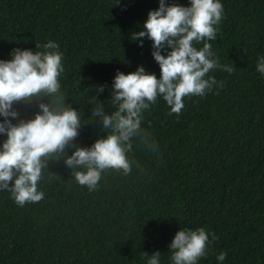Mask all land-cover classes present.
I'll return each instance as SVG.
<instances>
[{
	"label": "trees",
	"instance_id": "16d2710c",
	"mask_svg": "<svg viewBox=\"0 0 264 264\" xmlns=\"http://www.w3.org/2000/svg\"><path fill=\"white\" fill-rule=\"evenodd\" d=\"M220 2L223 19L216 39L207 42L215 58L235 70L208 76L223 88L185 97L178 116L158 97L141 124L158 149L134 140L127 176L106 170L89 191L63 159L52 157L38 183L41 201L21 207L0 191V264H147L157 251L160 264H172L176 232L198 228L209 233L210 244L197 264H264V75L257 71L264 57V0ZM165 4L190 6V0ZM158 7L159 0H0V60H10L15 48L44 51L42 45L57 43L65 106L81 115L75 146L90 147L109 133L98 118L92 122L91 97L111 112L117 71L142 65L160 77L152 41L145 37L140 46L131 39ZM37 104L14 108L31 119ZM6 138L0 135V145ZM222 252L223 262L217 259Z\"/></svg>",
	"mask_w": 264,
	"mask_h": 264
},
{
	"label": "clouds",
	"instance_id": "9594fccd",
	"mask_svg": "<svg viewBox=\"0 0 264 264\" xmlns=\"http://www.w3.org/2000/svg\"><path fill=\"white\" fill-rule=\"evenodd\" d=\"M223 14L220 0H190V6L166 5L165 0H159V7L148 12L143 30L132 33L131 39L139 40L140 46L145 37L152 41V56L159 65L160 77L147 73L142 65L128 74L117 71L109 101L113 110L106 112L98 97H91L92 122L98 118L102 129L109 133L90 147L75 146L81 115L77 109L65 106L59 80L64 71L59 45L49 41L42 45L44 51L35 52L13 49L10 60H0V117L4 118L0 135L7 137L0 145V191L10 192L21 207L41 201L44 193L38 190V183L52 157L63 159L76 182L89 191L96 190L106 170L129 175L134 140L148 151L158 149L150 133L141 128L144 111L156 104L158 97L170 107L169 115L178 116L185 97H203L214 86L223 88V82L208 76L211 70H235L222 65L207 42L216 39ZM201 43L203 46L197 49L195 45ZM166 48L170 51L162 55ZM257 71L264 75V57ZM97 91L103 92L104 86ZM33 102H38L40 111L31 119L21 118L14 105ZM69 146H75L71 155L67 154ZM212 238L217 239L215 234ZM209 244V233L204 228L178 230L169 245L172 264H197ZM160 256L159 251L155 252L147 264H160ZM226 256L222 252L217 259L223 262Z\"/></svg>",
	"mask_w": 264,
	"mask_h": 264
}]
</instances>
